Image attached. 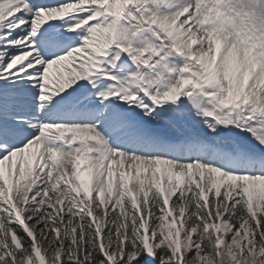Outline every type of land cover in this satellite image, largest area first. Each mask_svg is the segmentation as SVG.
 <instances>
[{
	"label": "snow or ice",
	"instance_id": "6c2138e0",
	"mask_svg": "<svg viewBox=\"0 0 264 264\" xmlns=\"http://www.w3.org/2000/svg\"><path fill=\"white\" fill-rule=\"evenodd\" d=\"M0 264H264V0H0Z\"/></svg>",
	"mask_w": 264,
	"mask_h": 264
}]
</instances>
